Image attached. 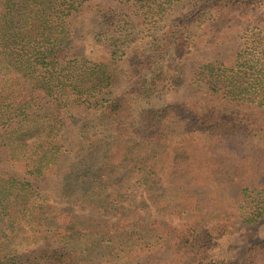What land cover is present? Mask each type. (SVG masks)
I'll use <instances>...</instances> for the list:
<instances>
[{
	"label": "trees",
	"instance_id": "obj_1",
	"mask_svg": "<svg viewBox=\"0 0 264 264\" xmlns=\"http://www.w3.org/2000/svg\"><path fill=\"white\" fill-rule=\"evenodd\" d=\"M198 29L207 40L235 42L226 61L200 67L207 96L153 103L178 84ZM233 104L264 108V0H0V248L25 226H41L51 210L48 193L60 191L56 178L72 129L66 122H76V110L97 115L114 135L106 157L113 163L130 145L148 152L176 132L205 137L214 147L248 139L259 126L228 114ZM189 147L211 156L206 142ZM246 203L245 213L215 205L216 214L196 211L176 225L151 219L149 234L163 240L162 257L142 244L151 237L120 221L110 234L149 250L145 264H264V238L240 246L231 240L235 229L264 222V198ZM51 212L45 242L0 252V264H99L70 245L87 233L71 210Z\"/></svg>",
	"mask_w": 264,
	"mask_h": 264
},
{
	"label": "rangeland",
	"instance_id": "obj_2",
	"mask_svg": "<svg viewBox=\"0 0 264 264\" xmlns=\"http://www.w3.org/2000/svg\"><path fill=\"white\" fill-rule=\"evenodd\" d=\"M181 7L176 6L174 17L180 14ZM172 15L170 13L166 20H172ZM92 21L94 19L89 18L84 25L88 27ZM202 34L203 30L198 29L193 37L178 84L154 97L153 103L193 101L207 96L199 75L200 67L226 61L235 42L231 37L210 35L207 40ZM225 109L235 117H250L259 127L246 137L248 139L219 147H214L216 143L205 137L176 132L159 146H150L148 152L130 145L126 154L131 159L125 154L124 159L113 163H107L106 157L112 150L114 135L105 130L97 115H80L82 112L76 110V122L73 118L66 122L72 129L64 137L66 146L58 168L62 175L56 178V189L60 191L48 193L47 206L51 210L42 217L41 226L33 222L31 227L27 225L12 234L4 241L0 252H21L42 245L51 226V211L69 208L76 224L87 229L84 237L70 241L83 256L91 257L99 264H145L149 250L141 251L135 244L124 243L121 234H110L114 223L120 221L128 226L127 229H138L151 237L149 242L142 244L150 243L162 257L166 251L160 244L163 240L159 234L158 237L155 233L149 234L151 219L181 224L185 220L183 216L196 211L216 214L215 205L226 208L227 212L245 213L247 209L241 203L246 205L251 199L258 202L264 198V108L233 104ZM196 140L212 146L207 148L210 157L203 155L206 150L193 151L189 147ZM143 166L146 168L141 170ZM245 187L250 190L244 192ZM81 199L92 200L94 205L79 203ZM258 238H264V222L256 230L235 229L231 240L240 246ZM240 254L239 249L231 257Z\"/></svg>",
	"mask_w": 264,
	"mask_h": 264
}]
</instances>
